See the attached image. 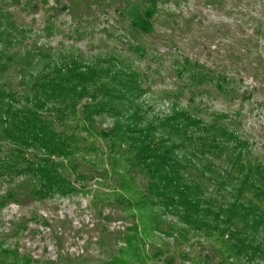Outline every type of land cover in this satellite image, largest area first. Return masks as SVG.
Instances as JSON below:
<instances>
[{"label":"rangeland","instance_id":"374dc122","mask_svg":"<svg viewBox=\"0 0 264 264\" xmlns=\"http://www.w3.org/2000/svg\"><path fill=\"white\" fill-rule=\"evenodd\" d=\"M144 5L146 0H0V25L6 32L0 50L7 55L30 51L34 57L25 74L12 68L2 79L20 89L23 104L33 98L21 90L25 77L48 71L44 53L54 58L51 68L65 64L70 56H82L109 69L105 65L114 56L138 73L136 80L143 85L124 113H138L139 120L115 119L107 111L92 113L90 124L83 107L93 105L92 100L77 103L76 113L61 119L55 105L45 103L43 114L79 144L70 157H50L28 148L23 159L49 162L38 161L34 171L20 175L1 173L0 250L16 254L19 264H103L118 257L131 264H264V247L239 256L226 250L223 242L230 232L223 217L202 218L198 231L181 222L176 208H165L154 197L149 196L151 203L142 211L132 207L131 199L141 196L122 189L120 175L141 192L150 179L126 158L116 160L120 168L114 165L115 152L99 137L117 122L137 121L146 128L176 106L196 111L207 123L214 115L226 114L264 158V0H159L148 34L131 24L130 12ZM197 64L211 75L227 76L228 92L217 91L213 82L192 79ZM3 146L7 154L14 152L12 144ZM184 151L175 155L178 161L188 157ZM6 153L0 152V164L10 162ZM208 164L203 161L202 166ZM43 169L58 172L64 180L51 184L49 172L40 174ZM215 188L214 181L205 185L206 199ZM234 229L247 244H264L251 230ZM133 249L140 262L134 256L128 259Z\"/></svg>","mask_w":264,"mask_h":264},{"label":"trees","instance_id":"16d2710c","mask_svg":"<svg viewBox=\"0 0 264 264\" xmlns=\"http://www.w3.org/2000/svg\"><path fill=\"white\" fill-rule=\"evenodd\" d=\"M146 1L147 5L130 12L132 26L143 34L153 30L159 4V0ZM5 35L0 25V39ZM7 53L0 50V152L6 153L5 143L15 148L13 153L5 154L10 162H1L0 175H20L23 170L34 171L33 165L38 161L41 164L49 162L47 158H40L37 162L23 159L28 148H35L50 157H70L79 144L74 135L59 132L51 117L43 114L45 103L55 105L54 110L62 119L66 114L76 113L77 103L92 100L93 105L84 104L83 107L88 110L85 115L90 124L92 113L97 116L107 111L112 112L115 119L140 118L138 113L124 115L130 110L126 108V103L135 101L142 91L143 85L136 80L139 75L114 56H109L105 65L109 69L82 56H70L65 64L57 66L55 63L51 68L54 58L44 53L42 58L50 62L46 68L48 71L37 77H25L26 80L22 81V92L28 90V95L33 97L26 98L31 102L25 105L18 98L20 89L5 84L2 79L12 68L25 74L26 67L32 65L33 54L30 51L21 55ZM197 65L198 72L191 76L192 79L195 76L201 82H213L217 91L228 92L231 80L227 76L211 75L202 71L201 64ZM92 127L96 128L95 125ZM156 134L160 137L155 138ZM99 137L108 142L111 153L115 152L114 165L120 168L121 164L116 160L126 158L133 168L136 167L150 179L146 190L141 192L133 189L126 175L119 174L121 188L134 196H141L129 203L136 210L145 209L151 203L149 196L154 197L165 208H176L181 222L198 231H202L199 230L204 223L202 218L223 217L226 219L222 221L225 230L230 232L223 244L231 255H242L247 249L263 251L264 244L251 246L234 229L243 227L258 235V239H264V158L254 151L250 139L241 132L239 123H230L226 114L214 115L213 120L207 123L196 111L173 106L167 115L150 121L146 128L140 127L137 121L117 122L112 129L102 130ZM183 149L188 157H184L182 162L175 155ZM203 161L209 164L202 166ZM47 172L53 185L64 180L58 172L53 175L51 169L40 170V174ZM206 174L212 175V178H206ZM212 181L216 183L215 192L206 199L208 192L205 185ZM217 230L226 235V231ZM232 240H236L237 244H231ZM136 249L128 252V259L134 256L140 262L141 258L134 255ZM11 253L8 249L0 250V264H19L16 254ZM129 263L118 257L103 264Z\"/></svg>","mask_w":264,"mask_h":264}]
</instances>
